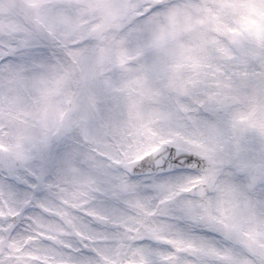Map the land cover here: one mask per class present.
Returning <instances> with one entry per match:
<instances>
[{
    "label": "snow or ice",
    "instance_id": "1",
    "mask_svg": "<svg viewBox=\"0 0 264 264\" xmlns=\"http://www.w3.org/2000/svg\"><path fill=\"white\" fill-rule=\"evenodd\" d=\"M0 264H264V0H0Z\"/></svg>",
    "mask_w": 264,
    "mask_h": 264
}]
</instances>
